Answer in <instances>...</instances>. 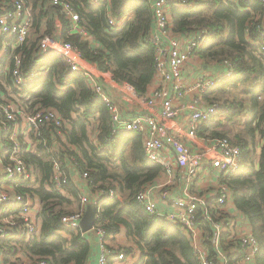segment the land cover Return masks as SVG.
I'll use <instances>...</instances> for the list:
<instances>
[{"label":"trees","instance_id":"1","mask_svg":"<svg viewBox=\"0 0 264 264\" xmlns=\"http://www.w3.org/2000/svg\"><path fill=\"white\" fill-rule=\"evenodd\" d=\"M27 2L33 9L31 37L14 55L22 53L21 69L29 83L16 90L17 95L27 111L56 109L70 124L67 138L80 147V153L53 151L54 137L48 131L37 138L33 136L38 144L35 150L25 151L23 159L36 169L37 187L16 184L11 189L15 194L31 193L39 197L41 235L26 241L18 238L16 228L8 231L0 239L4 263L90 262L95 249L93 232L83 234L81 230L64 228L61 219L72 213L68 210L70 201L54 187L47 188L54 176L56 161L64 163L67 155L81 173H89V183L95 192L109 194L114 190L121 198L104 197L100 202L95 228L105 231L107 242H115L125 229L128 239L142 254L137 264H199L191 241L182 234L181 228L151 215L137 201L140 190L156 181L162 172L146 158L141 136L136 133L113 136L108 108L94 94L86 78L72 72L61 55L41 51V43L46 38L70 43L85 61L96 64L102 72L110 71L116 81L128 82L140 95H146L156 72V48L149 41L154 27V0H99L93 5L89 0H71L86 36L72 30L61 8L48 6L46 0ZM189 5L172 8L174 32L185 34L205 28L206 43L197 50L198 57L207 65L226 64L232 73L206 95V100L218 105L219 111L201 126L200 135L208 140L226 137L241 149L240 171L226 179V183L235 208L250 223L259 241L257 263L264 264V145L260 155L257 153L258 136L264 139V55L259 54V47L254 44L255 27L264 20V3L261 0H191ZM110 15L125 19V23L120 28H112ZM14 55L9 53L0 69L9 86L13 85ZM0 87L3 88L2 83ZM242 116L245 121L240 126L236 119ZM92 133L97 142L91 139ZM101 161L112 165L115 171ZM6 162L7 158L3 160ZM61 169L69 173L66 165ZM67 189L77 194L72 185ZM17 247L29 262L17 257ZM108 247L115 255L130 252L120 246ZM208 248L213 255L212 246ZM109 264H114L113 258Z\"/></svg>","mask_w":264,"mask_h":264},{"label":"built area","instance_id":"2","mask_svg":"<svg viewBox=\"0 0 264 264\" xmlns=\"http://www.w3.org/2000/svg\"><path fill=\"white\" fill-rule=\"evenodd\" d=\"M46 1L48 6L62 9L74 32L86 36V32L79 26L80 16L71 0ZM98 1L89 0V3L93 5ZM190 1L154 0L152 3L154 27L149 41L156 48L155 89L152 93L140 95L132 84L116 81L110 71L102 72L96 64L85 61L70 43L46 38L41 43V51L61 55L72 72L86 78L94 94L108 108L113 136L128 133L141 136L146 158L161 168V174L166 175V181L160 188V200L169 203L175 212L164 214L149 184L140 190L137 201L151 215L162 217L181 228L182 234L191 241L193 254L199 264H258L259 241L254 237L252 229L246 231L239 224V214L227 210L229 204L233 203V197L226 179L240 171L241 149L226 137L206 140L200 135L201 126L219 111V106L208 102L206 95L230 78L232 73L226 64L225 72L218 76L206 71L195 77L189 72L192 60L199 58L197 50L206 43L208 31L202 28L185 34L175 33L171 10L173 7H188ZM261 1L264 3V0ZM32 20V8L27 0H3L0 3V37L6 39L3 44L0 43V69L3 59L9 53L14 55L31 37ZM124 23L125 19L118 20L109 16V25L114 29ZM255 29L254 44L259 47V54L264 55V26L259 24ZM13 58L15 68L12 83L14 89L20 91L29 81L21 69L22 53ZM2 91L0 88V126L10 149L2 156L8 162L3 163L0 181L36 188V169L23 159L25 151H31L27 141L32 133L37 138L44 131L50 132L55 143L52 149L58 154L66 153L67 150L80 153V147L67 138L70 124L56 109L36 108L27 111ZM126 107H133L136 115L130 119L125 118L123 113ZM101 164L115 171L106 161H101ZM62 165L65 163L56 161L54 176L47 185L48 189L54 187L61 194L66 193L71 182L70 174L61 169ZM208 169L217 173L221 182L214 191H200L198 181ZM82 175L89 183V173L85 171ZM176 183H183L184 190L182 196L173 198L170 188ZM34 197L31 193L0 191V239H4L7 232L14 228L18 238L23 237L26 241L41 235V219L34 213ZM104 197L120 198L114 190H110L109 194L98 191L94 203L97 207V220L101 210L100 202ZM89 203V198L84 196L80 208L63 216L61 224L64 228L75 232L80 230ZM9 214L13 215L6 217ZM96 232L100 237L101 249L98 264H109L110 258H113L114 264L124 263L127 254H113L104 239L105 231L100 229ZM201 233L204 236L202 241L199 239ZM208 245L212 246L213 255ZM17 248L19 257L21 249ZM23 257L22 254V260L29 262V258L24 260ZM38 264L49 263L43 260Z\"/></svg>","mask_w":264,"mask_h":264},{"label":"crops","instance_id":"3","mask_svg":"<svg viewBox=\"0 0 264 264\" xmlns=\"http://www.w3.org/2000/svg\"><path fill=\"white\" fill-rule=\"evenodd\" d=\"M32 8V7H31ZM32 13H33V9H32ZM58 23V27L61 28V23ZM263 26H264V20H263ZM6 41V39L1 38L0 37V43L3 44ZM199 65V67H198ZM189 72L193 75V76H197L202 74L203 72H210L212 73L214 76H218L221 75L225 72L226 67L225 64H212V65H207L203 60L201 61V59L199 58H194L192 60V63H190L189 65ZM209 73V74H210ZM2 77V78H1ZM2 79H4L3 76L0 75V83H2V87L5 86L6 90L7 88L11 87L12 92H16V90L14 89L13 85L9 86L8 84H6V82H3ZM1 88V87H0ZM155 89V82H153L150 87L148 92L152 93ZM3 90V89H2ZM4 91V90H3ZM8 91V90H7ZM16 94H18L16 92ZM6 95V94H5ZM11 95H13L11 93ZM14 96V95H13ZM17 97V96H16ZM133 107H126L123 116L127 119H130L131 117L135 116L136 113L134 112L135 109H132ZM242 121H243V116H242ZM245 121V118H244ZM241 122V125L244 123ZM243 129V128H240ZM209 134V133H208ZM202 136V135H201ZM32 137H33V133H32ZM203 137V136H202ZM206 140H208L206 137H203ZM97 142V141H96ZM258 145H257V153L258 155H260L262 146L264 145V139L262 137H260V135L258 136ZM35 143V140H34ZM38 144V143H36ZM55 143L52 145L54 146ZM35 150V149H32ZM5 151H7V142L4 138V134L2 132L1 126H0V177L3 173V159L2 156L5 153ZM64 163L68 168V171L70 173V178H71V182L70 185L73 186V188L75 189L76 193L71 192L67 189L66 193H62V195L68 200L70 201V204L68 205V207H77L79 208L81 205V202H77L79 199L81 200V198H83L84 196H86L87 198H89V205H94L95 200H96V196H97V192L95 193V191L92 189V187L90 186V184L84 180L82 173L76 168L74 167L73 163L68 162L66 163V157L64 159ZM166 181V175L161 174L156 181L149 183V188L150 191L153 193L154 197L157 199V201L159 202V206L160 208L164 211V214H170L175 212V208L172 207L169 203H165L164 200H160V197H162V193L160 192V188L163 186V184ZM221 182L220 177L217 173H214L212 169H208L207 171H205L202 174L201 179L198 181V189L200 191H204V192H208L210 190H216L219 186V183ZM177 184V183H176ZM69 185V186H70ZM11 185L9 183L0 181V189H4V190H11ZM170 190L172 191V197H179L182 196V191L184 190V184L180 183L177 185H174V187H171ZM70 193V194H69ZM34 203H35V209H34V213L39 215V212L42 208L41 202L39 197L35 194L34 195ZM88 205V206H89ZM230 213H237L239 214V224L246 230V231H250L251 230V226L250 223L246 220V218L242 215L241 212H239L234 205V201L233 203H230L227 209ZM41 225V224H40ZM93 237V241H95V249L93 252V255L91 256L90 262L88 264H98V260H99V256H100V242H99V235L97 234V232H93L92 234ZM202 236L203 234H199V239L202 241ZM204 237V236H203ZM108 246H120L122 248H126L127 250H129V254H127V260L124 263H120V264H137L140 260H141V252L138 249V247L133 243V241H130L126 235V231L125 229H122L121 233L116 237L115 242L113 241L108 242ZM24 260H26V257H23ZM0 264H5L4 263V258L3 255L1 253L0 250Z\"/></svg>","mask_w":264,"mask_h":264},{"label":"rangeland","instance_id":"4","mask_svg":"<svg viewBox=\"0 0 264 264\" xmlns=\"http://www.w3.org/2000/svg\"><path fill=\"white\" fill-rule=\"evenodd\" d=\"M9 67V66H8ZM2 78V77H1ZM2 81L3 82H5V80L4 79H2ZM4 90V92L3 93H5L6 94V97H8L9 99H11L15 104H17V105H19V106H21L22 108H24L25 109V107H24V105H23V102H22V100L20 99V97L16 94V92H12V90H11V87H9V88H7V90H6V88H5V86H3V88H1V90ZM11 93L14 95H11ZM17 96V97H16ZM236 121H237V123H241V122H243L244 121V117H243V121H242V117H238L237 119H236ZM91 139L93 140V141H96V136H95V134L94 133H92L91 134ZM63 144V143H62ZM27 145H28V147H29V149L30 150H32V149H35V147H36V143H34V138L32 137V134H31V136L29 137V139H28V141H27ZM61 150V149H60ZM68 162H70V160L68 159V157H67V155H66V163H68ZM111 168L114 170V169H116V168H114V167H112L111 166ZM0 191L1 192H7V191H11V190H4V189H0ZM67 191V190H66ZM70 194V193H69ZM77 202H81L82 203V198H81V200L79 199ZM69 209V211H71V212H74V211H76V209H77V207H68ZM5 224H7V222H4ZM19 257H21L22 258V253H20L19 254Z\"/></svg>","mask_w":264,"mask_h":264},{"label":"water","instance_id":"5","mask_svg":"<svg viewBox=\"0 0 264 264\" xmlns=\"http://www.w3.org/2000/svg\"><path fill=\"white\" fill-rule=\"evenodd\" d=\"M97 223V207L89 205L86 214L80 223V230L83 234L96 232L95 225ZM95 230V231H94Z\"/></svg>","mask_w":264,"mask_h":264}]
</instances>
